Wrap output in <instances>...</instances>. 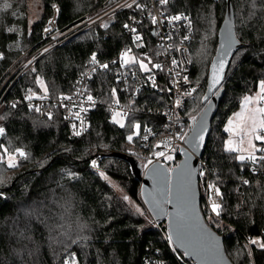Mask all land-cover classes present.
Instances as JSON below:
<instances>
[{
    "label": "trees",
    "instance_id": "obj_1",
    "mask_svg": "<svg viewBox=\"0 0 264 264\" xmlns=\"http://www.w3.org/2000/svg\"><path fill=\"white\" fill-rule=\"evenodd\" d=\"M104 1L39 0L38 16L31 20L30 0H0V86L24 52L43 44V27L54 5L59 7L58 24L63 27ZM232 4L240 45L219 87L224 94L201 158L223 193L221 218L208 219L202 179L201 209L207 223L224 237L234 264H264V170L252 172L235 151L227 150L224 130L242 97L264 81V0H232ZM160 5L192 18L190 78L200 87L198 97L182 114L198 115L205 106L202 98L226 0H168ZM131 12L117 13L106 30L99 24L88 28L41 56L18 78L13 76L0 115L6 130L3 143L11 151L24 148L26 156L15 167L0 163V264H65L74 254L75 264H144L148 257L165 264H197L171 242L166 221L157 222L147 212L142 184L129 162L113 155L131 154L134 149L145 166L141 147L128 137L138 118L153 121L144 111L156 108L166 96L143 92L121 127L108 109L116 86L114 73H99L93 89L101 100L90 112L88 131L80 137L70 134L64 109H57L52 117H40L24 99L16 100L26 91L51 97L72 92L94 52L108 60L131 42L125 30ZM141 30L151 38L147 22ZM38 81H43L47 91ZM97 159L100 171L93 168ZM255 238L260 244L251 242L249 248L248 240Z\"/></svg>",
    "mask_w": 264,
    "mask_h": 264
},
{
    "label": "built area",
    "instance_id": "obj_2",
    "mask_svg": "<svg viewBox=\"0 0 264 264\" xmlns=\"http://www.w3.org/2000/svg\"><path fill=\"white\" fill-rule=\"evenodd\" d=\"M129 9L134 12L128 15L125 30L131 42L124 45L116 57L105 60L101 59L97 52H94L95 62L92 61V54L87 68L76 78L73 91L70 93L51 97L43 93L26 91L22 97H17L16 100L24 99L26 105L34 109L40 117H52L57 109H64L70 134L80 137L88 131L90 112L101 100L99 95L94 92L93 81L99 73L111 71L114 73L116 82V86L113 88L115 92L112 93L113 100L108 103L111 117H113V113L120 112L122 114L120 117L124 118L126 122L129 115L134 112L135 104L143 92H153L167 97L166 100H158L156 108L150 107L144 111L148 112L146 116L152 118L153 121L135 120L140 127L136 129L134 125V132L130 136H132V140L138 142L142 149L140 154L146 162L144 168L155 161L169 164L176 158L180 148L185 146V139L198 118V115L185 117L182 113L198 97L200 85L194 83L190 78L193 63L191 43L195 37L192 18L183 12L168 11L160 5L159 0H105L72 25L63 27L58 24L59 7L54 5L52 16L43 27V44L34 50L24 52L12 65L13 68L9 69L11 71L9 77L0 86V115L5 104V96L15 81L12 80L13 76L18 78L31 68L41 56L94 25L99 24L102 29L106 30L117 13ZM178 15L184 18L171 20L172 17ZM153 17H156L157 20L155 24L152 22ZM145 22L150 29V39L146 38L141 30V26ZM133 29L135 31H132ZM137 36L141 39L136 40ZM126 50H130V56L141 57L150 71L142 70L139 63L125 65L122 54ZM173 60L176 61L175 64ZM157 64L161 67H153ZM101 65H107V68ZM30 95L32 99L29 100L27 97ZM88 96H92L93 99L89 101ZM65 97H70V99H65ZM178 100L180 101L179 105H177ZM260 104L264 108V101H260ZM77 113H79V118H77ZM0 128L3 129V133H0V163L8 162L10 157H14L16 161L25 157L26 150L24 148L19 147L11 151L4 145L6 130L5 124L1 120ZM76 132H79L80 135H75ZM259 134L264 135V130L260 129ZM17 150L23 151L25 155L21 156ZM134 152L133 149L131 155L138 158ZM158 152H163L165 155L157 156ZM167 156H171L172 159H166ZM255 156L257 157L256 161L245 159L243 162L249 165L252 172L264 170V161L260 159V157H264V141L257 140ZM98 159L93 164V168L100 171ZM199 174V181L202 179L203 182L205 209L209 216L221 218L223 193L202 159L200 160ZM244 182L249 183V179L244 178ZM209 184H215L220 195H215V189L209 190ZM213 203L221 206L218 210L219 215L212 210ZM251 240H248L249 245H251ZM73 256L76 259V255ZM65 262L72 264L67 260ZM144 264H165V262L160 258L148 257Z\"/></svg>",
    "mask_w": 264,
    "mask_h": 264
},
{
    "label": "water",
    "instance_id": "obj_3",
    "mask_svg": "<svg viewBox=\"0 0 264 264\" xmlns=\"http://www.w3.org/2000/svg\"><path fill=\"white\" fill-rule=\"evenodd\" d=\"M226 3L225 16L218 30L216 53L209 66L207 88L202 98L205 106L187 135L185 146L177 152L179 163L170 169L167 164L155 161L142 168L135 156L113 153L129 162L134 177L142 184L141 197L145 205L157 222L166 220L174 246L197 264H234L226 252L224 237L206 221L199 187L200 160L224 94V89L219 87L240 45L235 32L232 0H226ZM221 60L224 62L222 71L219 70ZM214 73L220 77L215 85Z\"/></svg>",
    "mask_w": 264,
    "mask_h": 264
},
{
    "label": "rangeland",
    "instance_id": "obj_4",
    "mask_svg": "<svg viewBox=\"0 0 264 264\" xmlns=\"http://www.w3.org/2000/svg\"><path fill=\"white\" fill-rule=\"evenodd\" d=\"M38 11H39V0H30V19L31 20H35L37 18ZM137 59H138V61H143V59L141 57H137ZM260 83H261V81L259 82L258 88L255 91L247 93L242 97V101H241V105H240L239 109L231 114V116L229 117V119H228V121L224 127V130L227 132V137L225 140V148L227 150H229L228 149V143H229V141H231L232 147H233L232 151H235L237 153L238 158L241 155H243L245 157L249 156V154L255 155V150L257 149V140L255 139V135L259 134L260 129H257L255 133L248 131L252 127V121L249 119V120H247V123L245 125H243V130H242L241 120L238 117V114H243L245 117H250L253 115L254 109L262 108L260 101L257 100V97L260 94ZM246 97L252 98L250 103H247V104L245 103ZM199 114H198V116H199ZM117 119L121 120L123 125H125L126 122H125L124 118L119 116V117H117ZM259 119H263V114H258V120ZM112 120H113V117H112ZM138 120H141V119L138 118L137 121ZM230 121H231V123H230ZM133 123H134L133 125H137V122L134 121ZM118 125H120V124H118ZM229 129H231V131ZM245 132L247 134H245ZM249 140H251V144H249ZM252 145H255V149H253ZM179 161H180V159L175 158V159L171 160L169 162V164H167V165L171 169L174 166H176L179 163ZM16 162L17 161L15 160V163ZM140 164H141V162H140ZM142 168H144V166H142ZM147 212H149L148 208H147ZM151 216H152V214H151ZM209 218H212V217L208 215V219ZM251 242H254V243L259 245L260 239L255 238V239H252ZM248 247L250 248L249 244H248ZM249 251L251 253V250H249ZM237 256H239V255H237ZM73 258H74V256H73ZM73 258H68L66 260L68 262L72 263L73 261H76V259L75 258L73 259Z\"/></svg>",
    "mask_w": 264,
    "mask_h": 264
},
{
    "label": "snow or ice",
    "instance_id": "obj_5",
    "mask_svg": "<svg viewBox=\"0 0 264 264\" xmlns=\"http://www.w3.org/2000/svg\"><path fill=\"white\" fill-rule=\"evenodd\" d=\"M159 3L160 4H166V3H168V0H159ZM129 7H131V5H129ZM182 18H184V17L178 15V16L172 17L171 20H181ZM152 22H153V24L157 23L156 17L152 18ZM125 27H127V25H125ZM132 31H135V29H133ZM140 39H141V37H139V36L136 37V40H140ZM185 39H187V37H185ZM137 46H140V45H137ZM229 46H231V42L229 43ZM129 52H130V50H126L122 54L123 55V62H124L125 65L139 63L140 68L142 70L150 71V69L148 68L147 64H145L143 61H138L137 58L134 57V56H130ZM92 61L95 62V54H93ZM173 63L175 64L176 61L173 60ZM101 66L104 67V68H107V65H101ZM153 67L160 68L161 66L157 64V65H153ZM223 67H224V62L221 60L219 70L222 71ZM214 68H215V65H214ZM150 79H152V77H150ZM219 79H220L219 75L214 73L213 85L219 83ZM38 83H40L41 87H44L45 91H47L46 87L43 84V81H38ZM113 92H115V90H113ZM188 94H190V93H188ZM27 99H29V100L32 99V96L31 95L28 96ZM65 99H70V97H65ZM87 99L89 101H91L93 98H92V96H88ZM205 99H207V97H205ZM251 100H252L251 97H246L245 98V103L246 104L250 103ZM257 100L264 101V81H261V83H260V94L258 95ZM179 103H180V101L178 100L177 101V105H179ZM83 110L86 111V109H83ZM258 114H264V108L254 109L253 110V115L250 116V117H245L243 114H238V117L241 120V128H242V130H243V125H245L247 123V120H249V119L252 121V127L248 131H251V132L255 133L257 129L264 130V119H259L258 120ZM76 115H77V118H79V113H77ZM121 115L122 114L120 112L113 113V122H115L117 124H120V126L123 127L124 125H123L122 121L117 119V117H119ZM230 123H231V121H230ZM135 127H136V129H139L140 125L137 124V125H135ZM229 130L231 131V129H229ZM0 133H3V129L2 128H0ZM245 134H247V133L245 132ZM75 135H80V133L76 132ZM128 139H129V141H131L132 140V136H129ZM145 139H147V137H145ZM181 139H183V137H181ZM201 139H202V137H201ZM255 139L259 140V141H264V135L256 134L255 135ZM249 144H251V140H249ZM252 147H253V149H255V145H252ZM228 149L230 151L233 150L231 141H229V143H228ZM17 151L20 153L21 156L25 155V153H23V151H21V150H17ZM156 155L157 156H164L165 154L163 152H158V153H156ZM166 159L171 160L172 157L171 156H167ZM238 159L241 160V161H244L245 159L256 161L257 157L255 155L249 154L248 157H245V156L241 155V156H239ZM260 159L262 161H264V157H260ZM8 163H9V167H15L16 166L14 157H10ZM93 163H95V162H93ZM150 163H151V161H150ZM101 175H103V174H101ZM208 188H209V190L215 189V195H217V196L220 195V191H219L218 188L215 187V184H209ZM125 199H128V198L125 197ZM169 202H171V201H169ZM211 207H212V210L214 212H216L217 215H219V211L218 210L220 209L221 206L219 204H217V203H213L211 205ZM261 247H264V244H262ZM65 264H67V262H65ZM72 264H75V261H73Z\"/></svg>",
    "mask_w": 264,
    "mask_h": 264
}]
</instances>
